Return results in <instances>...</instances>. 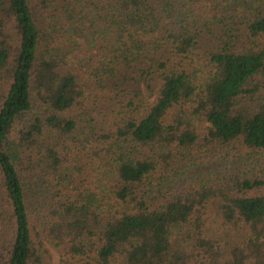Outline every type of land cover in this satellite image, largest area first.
Listing matches in <instances>:
<instances>
[{
    "label": "trees",
    "instance_id": "16d2710c",
    "mask_svg": "<svg viewBox=\"0 0 264 264\" xmlns=\"http://www.w3.org/2000/svg\"><path fill=\"white\" fill-rule=\"evenodd\" d=\"M167 1L178 19L156 36L149 0H0V264H40L34 239L83 264H264V174L218 165L212 151L264 150V9L257 0ZM223 15L241 16L243 27L207 52L198 84L199 35L181 18ZM96 40L108 50L96 74L125 87L128 102L113 133L100 136L109 140L100 179L68 189V155L84 133L71 114L83 96L71 56ZM258 94L254 112L236 109ZM186 103L187 116L163 122ZM190 117L205 124L199 148L215 164L164 191L155 176L171 152L199 143ZM150 147L159 153L139 158ZM213 223L243 241L232 247Z\"/></svg>",
    "mask_w": 264,
    "mask_h": 264
},
{
    "label": "rangeland",
    "instance_id": "374dc122",
    "mask_svg": "<svg viewBox=\"0 0 264 264\" xmlns=\"http://www.w3.org/2000/svg\"><path fill=\"white\" fill-rule=\"evenodd\" d=\"M241 1L238 0V6ZM149 4L154 15L157 16L156 24H158V29L154 35L159 36V34H162V36H165V31L171 27L168 25L169 22L178 19L175 16L178 8L173 6L175 5L173 3L168 4L167 0H149ZM257 5L264 9V0H257ZM231 16L233 15H223L217 17L216 20L209 21V19H204L197 22L181 18V22L185 25L190 23L189 28L199 35V43L192 55L196 62L191 65V71L196 69L195 77L198 84H201L207 76L208 70L205 67L206 63L204 60L207 52L223 37V33L229 27L238 30L243 27L241 16L237 15L234 18H231ZM175 26H177L176 23ZM107 54L108 50L105 46L99 40H96L92 47L76 49L71 56L72 65L79 69V84L83 92L82 98L73 108L71 114L80 118L84 124L82 127L84 133L74 140L75 142L71 145V151L68 155L67 167L70 177L68 189L88 187L90 185L93 187L91 183L100 179L101 172L105 169L100 166L101 160L99 157L103 156V149L106 148L107 141H109L101 139L100 136L105 137L113 133L125 111L123 106L128 102V90L125 87L116 86L109 81H101L100 73L96 74L102 70L101 65ZM262 99L263 96L261 94L256 95L252 99H238L236 109L252 113ZM191 108L189 103L180 104L166 114L163 122L168 124L176 117H179V115L187 116L191 112ZM190 119H192L197 135L200 136L198 139L199 143L189 151L173 150L171 152L173 156L170 167L166 172H160L155 176L156 180H160L164 191L165 186H168L171 180L183 182V180H187L188 176L207 171L215 164L211 160L206 159L208 156L206 153L209 152L210 148L208 150L199 148L201 133L205 124L197 117H190ZM91 128L94 129L92 132ZM17 129L18 127L14 129L13 136H15ZM90 132L91 134H89ZM212 151L216 154V159L219 160L217 162L218 165L227 164L240 168L249 176L261 177L264 174V150H249L239 143H234L229 148L217 149L213 147ZM138 152L139 158H148L155 152L159 153V149L150 147L140 149ZM158 183L156 182L155 184L157 185ZM211 228L217 232L221 229L217 223H213ZM221 230H223L222 234L224 235L222 239L228 241L232 247L239 245L243 241L244 233L242 231L236 232L233 229ZM34 247L39 256L40 264H83L85 262L83 257L70 254L65 246H58L45 239H34Z\"/></svg>",
    "mask_w": 264,
    "mask_h": 264
}]
</instances>
